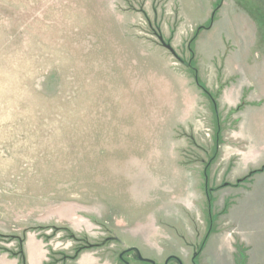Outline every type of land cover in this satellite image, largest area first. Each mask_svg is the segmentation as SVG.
<instances>
[{
    "label": "rangeland",
    "instance_id": "obj_1",
    "mask_svg": "<svg viewBox=\"0 0 264 264\" xmlns=\"http://www.w3.org/2000/svg\"><path fill=\"white\" fill-rule=\"evenodd\" d=\"M254 51L264 0H0V264H256L205 248Z\"/></svg>",
    "mask_w": 264,
    "mask_h": 264
},
{
    "label": "crops",
    "instance_id": "obj_2",
    "mask_svg": "<svg viewBox=\"0 0 264 264\" xmlns=\"http://www.w3.org/2000/svg\"><path fill=\"white\" fill-rule=\"evenodd\" d=\"M261 56L264 58V51L251 52V58ZM253 76L257 82L250 87L253 95L246 100L240 95L233 105L234 125L229 143L232 152H225L227 157H233V166L242 176L264 166V75L261 67L255 68ZM243 88L239 90L242 92ZM229 208L225 219L228 229L234 230L232 240L214 232L209 235L205 248L221 251L239 247L247 252L248 260L264 264V169L234 187ZM218 258L219 255L214 256L215 261Z\"/></svg>",
    "mask_w": 264,
    "mask_h": 264
},
{
    "label": "water",
    "instance_id": "obj_3",
    "mask_svg": "<svg viewBox=\"0 0 264 264\" xmlns=\"http://www.w3.org/2000/svg\"><path fill=\"white\" fill-rule=\"evenodd\" d=\"M159 41H160L161 45H162L165 49H167V50H168V51H169L174 57H177L176 54H175V51L171 48L170 45L165 44L164 41H163V39H162L161 37H159ZM130 250H131V249H128V250L122 252V253L120 254V258L122 257V255H123L124 253H126L127 251H130ZM132 250H134V251L136 252V254H137V259H138L139 261L144 262V263L154 264L153 261H151V260H149V259L142 258L141 255H140V253H139V251H138L137 249L132 248ZM177 260H178V259H177ZM178 262H179V264H181L179 260H178Z\"/></svg>",
    "mask_w": 264,
    "mask_h": 264
},
{
    "label": "flooded vegetation",
    "instance_id": "obj_4",
    "mask_svg": "<svg viewBox=\"0 0 264 264\" xmlns=\"http://www.w3.org/2000/svg\"><path fill=\"white\" fill-rule=\"evenodd\" d=\"M119 260H120L121 262H123L124 264H128V263L125 262V260L123 259V255H122L121 258H120V255H119ZM178 260H179V259H178ZM178 260L175 258V261L179 264ZM167 261H168V260H166L165 264H167ZM179 261H180V260H179Z\"/></svg>",
    "mask_w": 264,
    "mask_h": 264
},
{
    "label": "trees",
    "instance_id": "obj_5",
    "mask_svg": "<svg viewBox=\"0 0 264 264\" xmlns=\"http://www.w3.org/2000/svg\"><path fill=\"white\" fill-rule=\"evenodd\" d=\"M252 173H254V171H253V172H251V174H252ZM244 179H246V178H244ZM244 179H243L242 181H244ZM240 182H241V181H240Z\"/></svg>",
    "mask_w": 264,
    "mask_h": 264
}]
</instances>
